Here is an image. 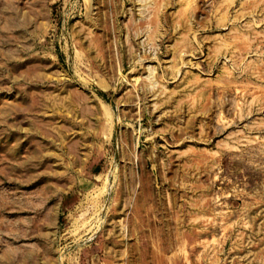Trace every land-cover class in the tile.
I'll list each match as a JSON object with an SVG mask.
<instances>
[{
	"label": "rangeland",
	"instance_id": "1",
	"mask_svg": "<svg viewBox=\"0 0 264 264\" xmlns=\"http://www.w3.org/2000/svg\"><path fill=\"white\" fill-rule=\"evenodd\" d=\"M0 264H264V0H0Z\"/></svg>",
	"mask_w": 264,
	"mask_h": 264
},
{
	"label": "bare ground",
	"instance_id": "2",
	"mask_svg": "<svg viewBox=\"0 0 264 264\" xmlns=\"http://www.w3.org/2000/svg\"><path fill=\"white\" fill-rule=\"evenodd\" d=\"M88 33H89V32H88ZM151 74H152V72L149 74V76L146 77V80H150V79H151ZM106 138L109 139V132H108V130H107V136H106ZM105 262H108V261H105V260H104V263H105Z\"/></svg>",
	"mask_w": 264,
	"mask_h": 264
}]
</instances>
